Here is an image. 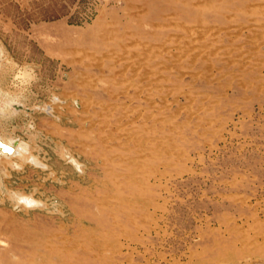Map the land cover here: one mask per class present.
<instances>
[{"label":"rangeland","instance_id":"rangeland-1","mask_svg":"<svg viewBox=\"0 0 264 264\" xmlns=\"http://www.w3.org/2000/svg\"><path fill=\"white\" fill-rule=\"evenodd\" d=\"M0 52V264H264V0H0Z\"/></svg>","mask_w":264,"mask_h":264},{"label":"bare ground","instance_id":"bare-ground-1","mask_svg":"<svg viewBox=\"0 0 264 264\" xmlns=\"http://www.w3.org/2000/svg\"><path fill=\"white\" fill-rule=\"evenodd\" d=\"M0 57H1V52H0ZM12 146L7 145V144H3V142L0 141V149L1 148H6V149H10ZM28 201H34L32 199H28Z\"/></svg>","mask_w":264,"mask_h":264}]
</instances>
